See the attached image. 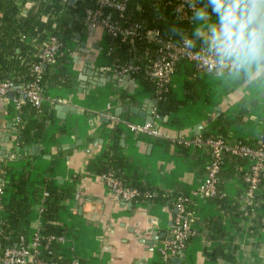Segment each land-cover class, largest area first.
<instances>
[{"label": "crops", "instance_id": "0c3cea01", "mask_svg": "<svg viewBox=\"0 0 264 264\" xmlns=\"http://www.w3.org/2000/svg\"><path fill=\"white\" fill-rule=\"evenodd\" d=\"M199 11L203 19L197 18ZM196 13L193 32L200 43L217 49L212 32L220 28L217 13L203 7ZM74 32L79 35L74 40L71 34L42 85L46 99L41 110L46 117L36 141L18 144L16 108L11 97L0 95V146L8 152L0 182L25 178L28 213L23 227L28 238L39 227L46 185L62 194L55 219L63 231L61 257L72 254L79 264H159L156 247L169 236L175 213L172 196L190 195L196 188L208 150L133 133L110 118L143 122L128 107L150 111L156 100L148 83L111 69L102 29L83 26ZM217 53L219 63L209 71L197 72L188 62L174 67L169 97L176 105L151 119L166 136L207 138L222 132L229 143H247L264 131V60L242 66L218 49ZM60 102L66 109L57 111L54 104ZM108 156L117 162L116 171L124 182L152 188L160 195L129 205L114 200L109 181L98 172ZM244 166L223 159L222 203L192 197L193 234L185 242L180 264H264V186L260 198L240 212L244 204L237 196Z\"/></svg>", "mask_w": 264, "mask_h": 264}, {"label": "trees", "instance_id": "16d2710c", "mask_svg": "<svg viewBox=\"0 0 264 264\" xmlns=\"http://www.w3.org/2000/svg\"><path fill=\"white\" fill-rule=\"evenodd\" d=\"M176 1L127 0L121 12L109 7H104V10L109 12L111 17L121 25L140 24L138 28L140 32L157 28L161 37H168L173 40H177L187 33L193 47L207 45L199 42L198 35L193 32L192 24L179 19L174 12L170 11V3ZM26 3L27 5H25ZM93 4L94 0H0V79L10 78L15 83L27 82L32 79L30 65L36 61V53L40 47L41 38L46 32L56 35L61 41L59 51H63L72 32L80 30L84 26L82 15L85 7ZM24 7L25 11L22 12ZM200 7L210 11L213 4L211 0H202L198 8ZM31 38H34V40H31ZM106 38L110 50V65L129 62L138 65L137 70L128 74L148 83L147 85H149L150 91L156 100L153 105L156 116L172 109L176 102L169 97V86H166L161 92H156L152 79L146 75L148 59L155 57L156 44L147 38L129 37L122 34L113 37L106 34ZM57 55L54 57L53 62L45 63L42 66L41 88L44 81L51 74L49 70L57 60ZM180 62L184 61H178L175 66ZM60 78L64 79L65 75H60ZM16 113L19 115L18 144L24 145L36 141L44 127V115L46 117V112L41 110V104L39 107H33L28 101H24L16 108ZM207 136H210V138L221 136L224 139L222 132H214ZM256 140H260L264 145V131L257 139L245 144L252 145ZM225 157L246 165L245 158L230 154L223 155L217 174L216 194L210 198V200L219 203L223 202L219 191V176ZM102 164L98 169L99 175L110 174L113 178L120 179L124 185L136 188L141 194L149 192L151 194L150 200H154L160 195L158 191L152 188L124 182L116 171L117 162L112 156H108ZM246 174L247 167L244 166L240 177L243 179ZM24 182V177H19L17 180L9 179L8 182H4L3 194L0 198V250L16 244L20 235H23L26 239L28 238L23 227L28 213V202L23 188ZM263 186L264 175L260 172L252 200L259 197L260 189ZM245 187L246 183L243 180V187L239 194ZM44 191L47 195L42 198L41 224L37 232L42 236L41 242L45 245V248L40 250L38 259L48 263L68 264L73 255L61 257L59 254L60 243L56 239L48 240L49 236L63 235L62 229L55 222L59 208L58 203L62 194L50 185H46ZM177 195L172 196L173 201ZM261 197L264 199V195ZM248 203H242L244 206L240 209V212L248 209Z\"/></svg>", "mask_w": 264, "mask_h": 264}, {"label": "built area", "instance_id": "2783aa9c", "mask_svg": "<svg viewBox=\"0 0 264 264\" xmlns=\"http://www.w3.org/2000/svg\"><path fill=\"white\" fill-rule=\"evenodd\" d=\"M64 1V0H62ZM127 0H94L92 6L85 7L82 22L84 26L99 27L107 35L113 37L117 34L125 36H136L138 38L150 39L156 44L155 57L148 59L146 75L152 79L156 92H161L166 86H169L170 74L175 64L182 60L191 64L193 70L209 71L219 63L217 49L209 45H200L193 47L187 33L183 34L179 39L173 40L168 37H161L157 28L147 29L140 32L138 28L140 24L130 23L127 25L119 24L104 7H109L118 12L124 9ZM202 0H177L170 3V11L176 16L189 24L193 23L195 13ZM34 40V38H31ZM39 49L36 53V61L30 65V73L33 78L27 82L15 83L10 78L0 79V95H5L8 91H12V103L15 108L28 101L33 107H39L41 102L46 99L41 88L42 66L45 63H51L54 57L59 53L61 41L52 33L46 32L39 42ZM111 69L117 73L128 74L138 69V65L132 62L125 64L111 65ZM152 116H156L155 108L150 110ZM114 121L120 120L126 128L133 133H143L153 136V138H168L172 142L184 146H205L208 150V159L203 164V174L200 182L190 195L178 194L173 201L175 213L172 219V226L168 238L164 239L156 247L159 258V264H169V259L181 252L185 242L192 236L193 231L190 225L189 206L192 197H200L210 199L216 194V180L220 169V162L224 154H230L246 159L247 174L243 177L246 187L238 195L241 202H250L254 198L257 183L259 181V173L264 175V145L260 140H256L254 144L245 143H229L221 136L217 138H202L200 135L191 136V138H172L166 136L159 129L155 128L151 121L131 122L118 117L109 115ZM19 122V115L14 117ZM101 178L109 181V191L114 200L124 203H131L139 199L150 200L149 192L140 193L136 188L124 185L120 179L113 178L110 174L100 175ZM4 182H0V198L3 194ZM47 193L43 191L42 198ZM42 211V203L39 210V217ZM41 220L39 218L38 226ZM39 228V227H38ZM38 228L30 238L23 235L18 237L17 243L13 246L4 247L0 250V264H57L48 263L38 259L39 252L45 245L42 244V236L38 234ZM56 239L61 243L62 236H49L48 240ZM68 264H78L75 256H72Z\"/></svg>", "mask_w": 264, "mask_h": 264}, {"label": "clouds", "instance_id": "9594fccd", "mask_svg": "<svg viewBox=\"0 0 264 264\" xmlns=\"http://www.w3.org/2000/svg\"><path fill=\"white\" fill-rule=\"evenodd\" d=\"M220 28L212 29L222 55L247 66L264 60V0H211ZM203 19V11L196 13ZM234 54V55H233Z\"/></svg>", "mask_w": 264, "mask_h": 264}, {"label": "water", "instance_id": "95a60500", "mask_svg": "<svg viewBox=\"0 0 264 264\" xmlns=\"http://www.w3.org/2000/svg\"><path fill=\"white\" fill-rule=\"evenodd\" d=\"M25 11V8L22 10V12ZM79 34L77 32H74L72 33V36L71 38L75 40V38L78 36ZM87 68H88V73H89V70L91 71V67H90V63L87 62ZM92 80L91 81V84L94 83L93 79H90ZM6 95L8 97H12L13 93L12 91H8L6 93ZM66 105H63L62 102L60 103H56L54 104V108L59 111V110H65ZM127 107H124V109H126ZM129 111H132V112H136L138 115H140L144 121H151L152 119V115L150 113V111H146V110H140L136 107H133V106H129L128 107ZM16 132V131H15ZM7 139V138H6ZM4 139V141L6 140ZM3 141V139H0V142ZM3 150V151H2ZM2 151V152H1ZM8 157V152L5 151V148L3 146H0V170L4 167V163H5V159ZM0 180H1V176H0ZM129 205V203H127ZM183 259V256L178 254L176 256H173L169 259V264H180L181 260Z\"/></svg>", "mask_w": 264, "mask_h": 264}, {"label": "rangeland", "instance_id": "374dc122", "mask_svg": "<svg viewBox=\"0 0 264 264\" xmlns=\"http://www.w3.org/2000/svg\"><path fill=\"white\" fill-rule=\"evenodd\" d=\"M195 17V16H194ZM193 21H194V19H193ZM193 24V23H192Z\"/></svg>", "mask_w": 264, "mask_h": 264}]
</instances>
